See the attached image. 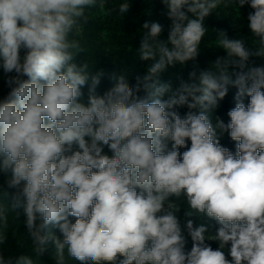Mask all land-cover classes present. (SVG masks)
Here are the masks:
<instances>
[{"label":"clouds","instance_id":"clouds-1","mask_svg":"<svg viewBox=\"0 0 264 264\" xmlns=\"http://www.w3.org/2000/svg\"><path fill=\"white\" fill-rule=\"evenodd\" d=\"M162 3L167 39L161 23L142 25L138 56L151 61L145 74L132 86L116 77L101 96L103 73L90 75L75 58L86 51L78 38L84 25L93 10H106V0H0V69L15 73L0 100V173L15 190L11 210L22 209L37 258L51 246L55 264H66V255L79 264H264V66L249 64L264 57V0ZM231 3L254 10L251 44L219 31L214 43L226 55L207 70L190 72L176 89L154 80L195 60L206 18ZM130 7L123 0L107 11L123 17ZM86 84L87 105L80 102ZM230 86L237 103L225 123L214 113ZM225 132L238 142L236 155L220 145ZM183 205L186 216L220 227L212 233L205 223L182 224ZM9 227V209L0 205V264H34L29 255L6 254Z\"/></svg>","mask_w":264,"mask_h":264},{"label":"trees","instance_id":"trees-1","mask_svg":"<svg viewBox=\"0 0 264 264\" xmlns=\"http://www.w3.org/2000/svg\"><path fill=\"white\" fill-rule=\"evenodd\" d=\"M123 0H106V10H93L90 14L89 21L84 25L80 36L82 46L86 49L75 58V63L78 67L85 63L88 66L90 75H95L102 72L101 83L96 89L97 95H103L110 90L116 83V77L123 76L130 86L136 84V77L143 76L151 61H141L138 56V48L141 38L146 31L142 25L145 21H157L163 25V31L160 39L166 40L168 36L171 21L167 16V8L162 3V0H128L131 7L128 13L121 17L118 12L108 13L107 9H112L122 3ZM254 10L249 5L240 7L239 4L231 3L227 8L221 7L217 13H213L206 18L205 24L208 29L205 37L202 38L200 52L198 57L193 61H188L185 64L176 63L174 66H169L165 71L160 73L154 80L169 83L173 89L180 86L181 81L187 82L189 80V73L196 71L207 70L209 66L215 62L218 57L225 56L223 49H219L215 45V40L219 31L227 33L229 38H243L249 44L252 42L251 31L248 28V14ZM24 55V50H21V56ZM249 64L253 66H264V57L252 56L249 58ZM229 71L235 73L239 71L238 68L229 67ZM15 73L5 74L3 69H0V100H2L10 91L7 84L9 76ZM27 79V77H24ZM90 83V81H89ZM82 96L80 102L85 105L88 103L89 86L86 84L82 87ZM235 87H229L226 97L219 102L218 108L215 110V116L222 119L225 123L229 122L227 113L233 109L237 103ZM139 95H146L145 92ZM167 94L163 99H167ZM242 102L247 106L250 98L244 96L241 98ZM179 114L183 117L189 111L186 106L177 109ZM47 122V121H46ZM220 145L228 148L232 154H237V141H233L227 132L219 137ZM190 140L187 141V146L190 147ZM75 147V146H74ZM187 148H181L180 152L186 151ZM103 154L112 155L111 150L107 146H103ZM8 175L0 173V205H5L9 209V238L6 247V254L17 256L19 254H26L31 256L34 264H55L54 249L49 246L48 252L44 257L37 258L31 251L30 241L25 235V227L23 224L24 215L22 209L11 206L15 204L14 189L7 187L6 180ZM185 207V208H184ZM186 205L177 213L181 223H186L188 219L194 222V226L200 223H205L209 226V231L215 233L220 225L212 219H207L201 215L193 214L186 216ZM14 213H19L18 223L14 222ZM74 222L75 218H69ZM54 234L63 239L62 233L58 228L51 229ZM47 231V229L45 230ZM13 233L15 237L13 238ZM23 241L24 247H19L18 242ZM192 240L186 234L185 252H189L192 247ZM213 250L218 248V242L207 241ZM226 247H230L226 246ZM229 260L230 256L227 257ZM66 264H79V262L68 258L66 255Z\"/></svg>","mask_w":264,"mask_h":264}]
</instances>
